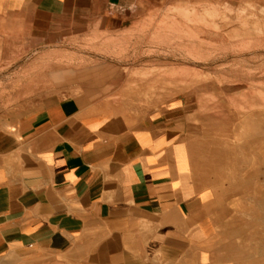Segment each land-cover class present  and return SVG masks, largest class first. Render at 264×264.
Wrapping results in <instances>:
<instances>
[{
    "label": "crops",
    "instance_id": "0c3cea01",
    "mask_svg": "<svg viewBox=\"0 0 264 264\" xmlns=\"http://www.w3.org/2000/svg\"><path fill=\"white\" fill-rule=\"evenodd\" d=\"M78 1L0 0V58L82 22ZM63 91L0 120V264H264L260 186L217 173L166 115L135 124Z\"/></svg>",
    "mask_w": 264,
    "mask_h": 264
},
{
    "label": "rangeland",
    "instance_id": "374dc122",
    "mask_svg": "<svg viewBox=\"0 0 264 264\" xmlns=\"http://www.w3.org/2000/svg\"><path fill=\"white\" fill-rule=\"evenodd\" d=\"M78 3L82 22L0 58V120L60 89L135 124L163 114L264 197V0H135L113 14Z\"/></svg>",
    "mask_w": 264,
    "mask_h": 264
},
{
    "label": "bare ground",
    "instance_id": "6f19581e",
    "mask_svg": "<svg viewBox=\"0 0 264 264\" xmlns=\"http://www.w3.org/2000/svg\"><path fill=\"white\" fill-rule=\"evenodd\" d=\"M221 60H222V59H221ZM260 199H261V198H260ZM260 199H259V200H260ZM256 200H258V199H256Z\"/></svg>",
    "mask_w": 264,
    "mask_h": 264
}]
</instances>
